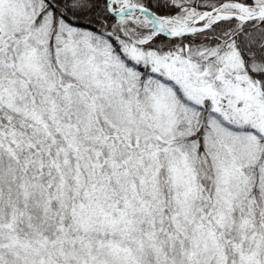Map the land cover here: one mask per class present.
<instances>
[{
    "label": "snow or ice",
    "instance_id": "6c2138e0",
    "mask_svg": "<svg viewBox=\"0 0 264 264\" xmlns=\"http://www.w3.org/2000/svg\"><path fill=\"white\" fill-rule=\"evenodd\" d=\"M0 264H264V0H0Z\"/></svg>",
    "mask_w": 264,
    "mask_h": 264
}]
</instances>
